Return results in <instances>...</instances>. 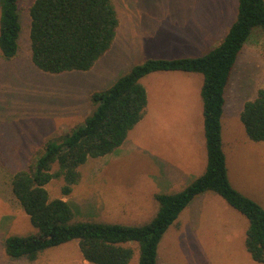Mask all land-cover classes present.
<instances>
[{
	"label": "rangeland",
	"instance_id": "obj_1",
	"mask_svg": "<svg viewBox=\"0 0 264 264\" xmlns=\"http://www.w3.org/2000/svg\"><path fill=\"white\" fill-rule=\"evenodd\" d=\"M19 0L22 31L15 57L0 56V264H94L77 241L37 259L11 258L6 238L34 228L12 191L16 172L92 114L91 93L106 89L149 58L199 56L217 46L238 14L239 0H113L120 24L112 47L86 71L46 72L32 60L30 7ZM203 75L160 71L142 78L148 91L144 118L124 143L80 167L81 180L64 194L63 178L50 198L69 201L76 214L141 223L155 209V192L183 189L207 165L201 100ZM264 87V29L246 42L226 91L222 136L233 185L264 206V141L252 140L241 120L247 100ZM38 150H41L38 152ZM248 220L220 195H198L163 235L156 264H264L246 246ZM137 246V244H134ZM132 259L131 264H137Z\"/></svg>",
	"mask_w": 264,
	"mask_h": 264
},
{
	"label": "trees",
	"instance_id": "obj_2",
	"mask_svg": "<svg viewBox=\"0 0 264 264\" xmlns=\"http://www.w3.org/2000/svg\"><path fill=\"white\" fill-rule=\"evenodd\" d=\"M32 60L50 73L90 70L112 47L120 24L113 0H35L30 7ZM264 29V0H239L237 18L223 40L199 56L149 57L135 64L106 89L94 90V107L84 123L60 137H49L35 162L19 170L12 191L29 215L33 230L6 238L11 258L37 259L44 251L77 241L85 260L94 264H156L163 235L200 194L220 195L248 220L246 246L264 263V206L236 188L228 174L222 136L226 91L238 58L255 28ZM22 31L19 0H0V56L15 57ZM159 71L203 75L201 100L207 165L183 189L154 194L155 209L141 223L78 216L69 201L50 198L47 185L63 178L70 194L90 158L114 152L146 113L148 91L142 78ZM248 136L264 141V87L241 111ZM41 150H38L40 152ZM134 244H137L135 246Z\"/></svg>",
	"mask_w": 264,
	"mask_h": 264
},
{
	"label": "crops",
	"instance_id": "obj_3",
	"mask_svg": "<svg viewBox=\"0 0 264 264\" xmlns=\"http://www.w3.org/2000/svg\"><path fill=\"white\" fill-rule=\"evenodd\" d=\"M160 72V71H159ZM170 72H179V71H170ZM188 73H191V72H188ZM223 144H224V141H223Z\"/></svg>",
	"mask_w": 264,
	"mask_h": 264
}]
</instances>
